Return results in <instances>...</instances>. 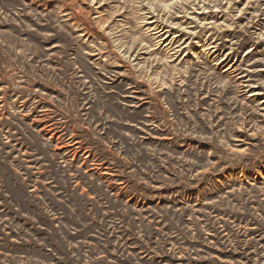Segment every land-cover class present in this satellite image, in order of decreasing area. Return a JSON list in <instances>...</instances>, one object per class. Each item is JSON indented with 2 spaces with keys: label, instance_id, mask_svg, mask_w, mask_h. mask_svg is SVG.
I'll list each match as a JSON object with an SVG mask.
<instances>
[{
  "label": "rangeland",
  "instance_id": "1",
  "mask_svg": "<svg viewBox=\"0 0 264 264\" xmlns=\"http://www.w3.org/2000/svg\"><path fill=\"white\" fill-rule=\"evenodd\" d=\"M0 264H264V0H0Z\"/></svg>",
  "mask_w": 264,
  "mask_h": 264
},
{
  "label": "bare ground",
  "instance_id": "2",
  "mask_svg": "<svg viewBox=\"0 0 264 264\" xmlns=\"http://www.w3.org/2000/svg\"><path fill=\"white\" fill-rule=\"evenodd\" d=\"M156 23V21H150L148 24H155ZM154 29L155 30H157L156 32H155V34H159V35H161V34H165L166 32H168V31H166V30H164V28L163 27H161V26H158V25H156L155 27H154ZM175 38H178V37H180L179 35H175L174 36ZM166 38H167V36H165V37H163L162 39H161V41H163V43L162 44H164V41H166ZM161 43V42H160ZM167 44V43H166ZM165 44V45H166ZM166 46H168V44L166 45ZM254 95V94H253ZM256 95V94H255Z\"/></svg>",
  "mask_w": 264,
  "mask_h": 264
}]
</instances>
